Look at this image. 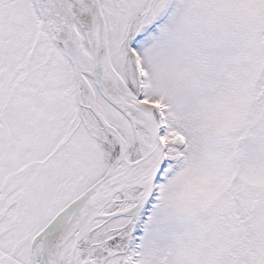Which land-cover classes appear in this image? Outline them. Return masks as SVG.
Segmentation results:
<instances>
[{
    "label": "snow or ice",
    "instance_id": "1",
    "mask_svg": "<svg viewBox=\"0 0 264 264\" xmlns=\"http://www.w3.org/2000/svg\"><path fill=\"white\" fill-rule=\"evenodd\" d=\"M0 264H264V0H0Z\"/></svg>",
    "mask_w": 264,
    "mask_h": 264
}]
</instances>
